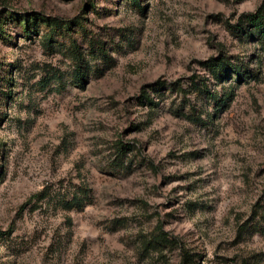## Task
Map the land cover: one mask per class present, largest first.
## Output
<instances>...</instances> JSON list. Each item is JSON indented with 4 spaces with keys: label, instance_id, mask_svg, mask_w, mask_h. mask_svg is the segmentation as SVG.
I'll list each match as a JSON object with an SVG mask.
<instances>
[{
    "label": "rangeland",
    "instance_id": "374dc122",
    "mask_svg": "<svg viewBox=\"0 0 264 264\" xmlns=\"http://www.w3.org/2000/svg\"><path fill=\"white\" fill-rule=\"evenodd\" d=\"M260 7L0 0V264H264Z\"/></svg>",
    "mask_w": 264,
    "mask_h": 264
},
{
    "label": "trees",
    "instance_id": "16d2710c",
    "mask_svg": "<svg viewBox=\"0 0 264 264\" xmlns=\"http://www.w3.org/2000/svg\"><path fill=\"white\" fill-rule=\"evenodd\" d=\"M137 2V0H133ZM244 20L246 24H248L251 28H253L254 32L260 33L264 37V8L260 7L258 10L252 13L244 14ZM211 72L215 77L224 76L228 69H231L233 71H236V66L230 64V62L227 60L226 56H219L217 58L210 59V62L208 63ZM147 98H150L149 95L146 96ZM118 150L123 153L131 148V145L129 143H125L123 141L117 142ZM158 241H169L167 240V236L160 237ZM189 261V254H185L183 257L182 264H188Z\"/></svg>",
    "mask_w": 264,
    "mask_h": 264
}]
</instances>
